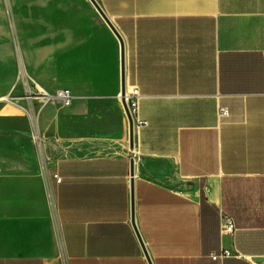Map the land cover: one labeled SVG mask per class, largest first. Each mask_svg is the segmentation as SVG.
<instances>
[{"label": "crops", "instance_id": "crops-1", "mask_svg": "<svg viewBox=\"0 0 264 264\" xmlns=\"http://www.w3.org/2000/svg\"><path fill=\"white\" fill-rule=\"evenodd\" d=\"M95 1L147 124L132 148L121 43L90 0H14L30 75L73 102L45 107L40 157L0 158V191L46 190L57 221L0 217V264H150L140 239L152 264H264V0Z\"/></svg>", "mask_w": 264, "mask_h": 264}, {"label": "rangeland", "instance_id": "rangeland-1", "mask_svg": "<svg viewBox=\"0 0 264 264\" xmlns=\"http://www.w3.org/2000/svg\"><path fill=\"white\" fill-rule=\"evenodd\" d=\"M17 6L14 0H0V158L3 157L5 160L18 158L19 163L16 165L26 166L23 163L24 157H40L43 154L45 107L60 102L42 101L46 90L29 73V70L31 71L29 57L33 53L24 50L23 41L25 38L34 40L36 31L25 30L23 25L36 21L17 20ZM22 68L25 69L27 78L25 75L22 76ZM27 84L31 86L32 99H29ZM32 116L36 121V127ZM37 130L40 140L36 139ZM47 188L49 191V186ZM29 192L28 188H24L21 194L0 191V217L26 214L36 216L38 212H25L21 207L41 202L48 206L57 227L54 200H51L46 190L41 199Z\"/></svg>", "mask_w": 264, "mask_h": 264}, {"label": "built area", "instance_id": "built-area-1", "mask_svg": "<svg viewBox=\"0 0 264 264\" xmlns=\"http://www.w3.org/2000/svg\"><path fill=\"white\" fill-rule=\"evenodd\" d=\"M27 90L29 94V99H32V89L30 84H27ZM43 98L45 99L44 102H60L63 107H70L73 102V94L70 90L67 89H62L57 91L56 95H50L49 93L43 94ZM121 98V97H120ZM142 96L140 94V91L137 88H133L130 91L126 92V102L130 111L131 116L133 117L134 120V127L140 128L145 126L147 123L143 120H138V115H139V108H140V100ZM122 101V98H121ZM33 113V112H32ZM228 114L226 109L221 110V115L226 116ZM33 118L34 126L36 127L35 124V119ZM56 180L59 182L61 181L60 178L55 176ZM236 230L235 222L234 219L228 215L223 216L222 218V225H221V232L222 234H229L232 235ZM230 255V252L224 251L222 255L214 257V259H219V258H224Z\"/></svg>", "mask_w": 264, "mask_h": 264}, {"label": "water", "instance_id": "water-1", "mask_svg": "<svg viewBox=\"0 0 264 264\" xmlns=\"http://www.w3.org/2000/svg\"><path fill=\"white\" fill-rule=\"evenodd\" d=\"M92 2V4L96 7V9L100 12V14L102 15L103 19L106 21V23L109 25V27L113 30V32L116 34V36L119 38L120 43H121V64H122V93H121V98H122V103L125 109V113L127 115L128 121H129V125H130V139H131V147H134V120L133 117L130 114L125 96H126V82H125V46H124V42L122 37L119 35V33L117 32V30L114 28V26L112 25V23L108 20V18L106 17V15L104 14V12L102 11V9L100 8V6L97 4V2L95 0H90ZM131 175L132 177H134L135 172H134V161L132 162V168H131ZM133 224H134V217H133ZM140 239V237H139ZM144 253L149 261L150 264H152V261L149 257V254L142 242V240L140 239Z\"/></svg>", "mask_w": 264, "mask_h": 264}, {"label": "bare ground", "instance_id": "bare-ground-1", "mask_svg": "<svg viewBox=\"0 0 264 264\" xmlns=\"http://www.w3.org/2000/svg\"><path fill=\"white\" fill-rule=\"evenodd\" d=\"M22 76L23 75H25V77L27 78V73H26V71H25V69L24 68H22ZM41 88V87H40ZM45 94V93H44ZM45 99L44 98H42V101H44ZM36 139L37 140H40L41 139V137L39 136V133H38V130L36 131Z\"/></svg>", "mask_w": 264, "mask_h": 264}]
</instances>
